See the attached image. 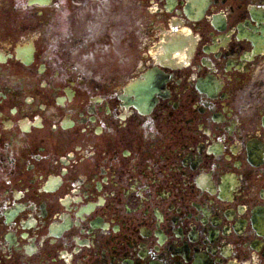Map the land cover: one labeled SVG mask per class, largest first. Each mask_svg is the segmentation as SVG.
I'll return each mask as SVG.
<instances>
[{
	"label": "flooded vegetation",
	"instance_id": "af4514ba",
	"mask_svg": "<svg viewBox=\"0 0 264 264\" xmlns=\"http://www.w3.org/2000/svg\"><path fill=\"white\" fill-rule=\"evenodd\" d=\"M29 1L0 0V264H264V0Z\"/></svg>",
	"mask_w": 264,
	"mask_h": 264
}]
</instances>
